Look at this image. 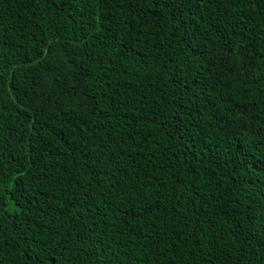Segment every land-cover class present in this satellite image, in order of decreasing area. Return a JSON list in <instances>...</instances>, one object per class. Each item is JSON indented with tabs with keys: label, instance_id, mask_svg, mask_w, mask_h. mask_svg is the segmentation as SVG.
I'll return each mask as SVG.
<instances>
[{
	"label": "trees",
	"instance_id": "trees-1",
	"mask_svg": "<svg viewBox=\"0 0 264 264\" xmlns=\"http://www.w3.org/2000/svg\"><path fill=\"white\" fill-rule=\"evenodd\" d=\"M0 264H264V0H0Z\"/></svg>",
	"mask_w": 264,
	"mask_h": 264
}]
</instances>
